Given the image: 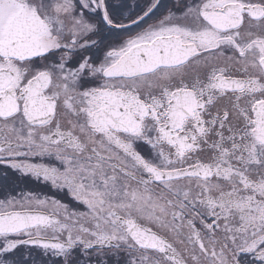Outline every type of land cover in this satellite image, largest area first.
I'll use <instances>...</instances> for the list:
<instances>
[{"label":"snow or ice","instance_id":"snow-or-ice-1","mask_svg":"<svg viewBox=\"0 0 264 264\" xmlns=\"http://www.w3.org/2000/svg\"><path fill=\"white\" fill-rule=\"evenodd\" d=\"M0 264H264V0H0Z\"/></svg>","mask_w":264,"mask_h":264},{"label":"flooded vegetation","instance_id":"flooded-vegetation-1","mask_svg":"<svg viewBox=\"0 0 264 264\" xmlns=\"http://www.w3.org/2000/svg\"><path fill=\"white\" fill-rule=\"evenodd\" d=\"M44 191H47V189H44ZM52 194V193H49ZM60 196V198H63V194H58Z\"/></svg>","mask_w":264,"mask_h":264}]
</instances>
